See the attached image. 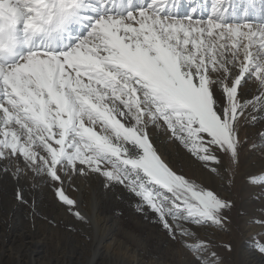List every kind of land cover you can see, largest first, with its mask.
Returning a JSON list of instances; mask_svg holds the SVG:
<instances>
[{
	"label": "snow or ice",
	"instance_id": "1",
	"mask_svg": "<svg viewBox=\"0 0 264 264\" xmlns=\"http://www.w3.org/2000/svg\"><path fill=\"white\" fill-rule=\"evenodd\" d=\"M181 7L0 0V179L14 181L23 204L29 184H47L86 226L82 196L66 185L82 193L77 179L95 177L107 192L123 186L178 245L175 264H225L200 230H228L235 202L174 170L157 132L234 185L244 126L264 123V0ZM256 249L264 256V235Z\"/></svg>",
	"mask_w": 264,
	"mask_h": 264
},
{
	"label": "rangeland",
	"instance_id": "2",
	"mask_svg": "<svg viewBox=\"0 0 264 264\" xmlns=\"http://www.w3.org/2000/svg\"><path fill=\"white\" fill-rule=\"evenodd\" d=\"M252 94L248 93L249 96ZM262 131V122L244 126L242 135L249 143L242 152L241 167L234 185L230 187L225 186L220 177L210 174L208 168L202 166L180 143L170 141L162 130L157 132L156 146L174 170H181L197 182L223 192L235 202V206L227 212L231 219L228 230H200L202 237L210 238L220 246L218 251L224 256L225 264H264V256L256 249V242L264 235V227L258 223L264 219V185L259 183L264 179V150L259 136ZM252 144L258 147L253 149ZM92 181H95L93 186L96 189L85 186L83 207L91 211L95 192L100 200L99 231L102 234L110 232L106 244L115 245L113 258L102 254L98 264H133L137 259L140 260L138 264H175L177 260H182V253L174 255L178 245L168 238L155 218L135 210L136 198L131 193L123 186L107 192L102 188L100 178L94 177ZM16 187L11 178L0 179V258L3 264H13L17 257L26 261L25 251H33L40 246L38 241L42 242L39 253L42 264H50L51 258H57L59 264H78L79 260L87 263L96 236L93 223L90 226L82 224L47 184L35 188L29 184L28 204L17 201ZM66 189L71 196H78L74 186L66 185ZM66 242L74 244L70 247L86 252L85 255L80 257L72 253L67 249ZM229 243L231 251H225L223 245ZM69 256L73 258L70 260Z\"/></svg>",
	"mask_w": 264,
	"mask_h": 264
},
{
	"label": "bare ground",
	"instance_id": "3",
	"mask_svg": "<svg viewBox=\"0 0 264 264\" xmlns=\"http://www.w3.org/2000/svg\"><path fill=\"white\" fill-rule=\"evenodd\" d=\"M192 2H193V0H179V3H181V5H182L180 10L181 11H188L189 10V5L192 4ZM76 182H78V185L82 189V193L78 192V196H82V199H83L84 198L83 196H84V193H85V192L83 193V190L85 189V186H87V188L89 186H93L95 181H92V180L85 181L83 179H77ZM93 187L95 188V186H93ZM99 205H100V200H99L97 194L94 192V196L92 198L91 211L90 212L87 211L86 208L83 207V203L80 206L82 211L84 213H86L89 217H91V220H92V223H93V226H94V229H95V235L96 236H95V239H94V241H95L94 245L91 247V249L89 248L92 255L87 258L88 262L86 263L84 261H80L79 260V262H77L78 264H98L99 258L101 257L102 254H105V256H111V258H113V255H115V252L113 250V247L115 246L114 243L106 244V241L108 240L109 236H111L110 235L111 233L107 232V233L102 234L101 233L102 231H99V228L101 227L100 226L101 217L99 216V212H98ZM102 230H103V228H102ZM38 243L40 244V246H37L35 249L33 248V251L32 250L29 251L30 249L29 250L27 249V251H25L26 261H22V260H20V258L17 257L16 259L14 258L13 264H42L41 260L39 259V253H41V250H42L41 249V243L42 242L38 241ZM66 245H67V249L68 250H72V253H74V254L76 253V254L80 255V257L85 255V253H86V252L84 253L82 250H79V248H77L75 246L70 247V245H74L72 243L70 244V242L69 243L66 242ZM84 248H86V247H84ZM27 258H28V260H27ZM72 258H73V256H69L70 260ZM139 261L140 260L137 259L136 261L133 262V264H138ZM260 261H262L261 258H260ZM0 264H3L2 258H0ZM50 264H59V260L57 258H54V259L51 258L50 259Z\"/></svg>",
	"mask_w": 264,
	"mask_h": 264
}]
</instances>
